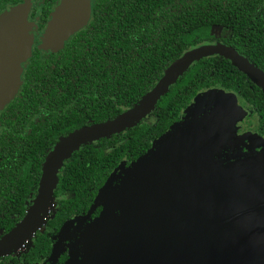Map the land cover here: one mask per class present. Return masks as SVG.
<instances>
[{
    "label": "trees",
    "instance_id": "trees-1",
    "mask_svg": "<svg viewBox=\"0 0 264 264\" xmlns=\"http://www.w3.org/2000/svg\"><path fill=\"white\" fill-rule=\"evenodd\" d=\"M24 1L0 0V12ZM57 2L43 0L40 28ZM262 2L91 0L86 26L59 51L33 55L26 67L28 89L9 104L4 127L8 139H0V236L26 213L45 157L61 137L133 106L189 48L220 42L249 54L248 59L259 67L264 62L258 45L264 41V17L256 7ZM216 26L221 31L215 32ZM230 26L228 37L225 29ZM248 39L251 44L245 45ZM214 86L237 91L264 114V90L228 58L211 55L195 61L140 121L81 144L62 161L52 193L58 208L46 222L47 230L56 231L55 242L68 221L89 210L119 163L130 164L144 154L155 138L182 118L196 94ZM41 228L31 236L37 235L28 251L34 256L41 251L47 254L50 248ZM0 264H6L4 255Z\"/></svg>",
    "mask_w": 264,
    "mask_h": 264
},
{
    "label": "water",
    "instance_id": "water-1",
    "mask_svg": "<svg viewBox=\"0 0 264 264\" xmlns=\"http://www.w3.org/2000/svg\"><path fill=\"white\" fill-rule=\"evenodd\" d=\"M29 3L25 0L0 13V109L17 92L21 64L31 53L33 35L28 30L33 23L28 21ZM90 16L91 0H59L49 13L39 48H62ZM211 55L228 58L264 90V72L235 49L220 42L189 48L164 69L133 106L60 138L45 157L32 204L20 221L0 237V256L17 251L21 242L31 239L41 228L52 204L57 172L73 150L140 121L192 63ZM201 92L194 96L179 121L128 164L123 179L116 177L118 164L99 188L86 216L101 205L99 215L80 231L74 246H82V234L89 235L92 241L108 234L113 239H106V246L113 244L121 254L130 256L128 264H264V147L256 149L258 145L243 143L248 151H241L242 142H238L245 135L236 136L235 122H229L227 116L241 120L243 114L236 100H221L222 89L205 93L219 96L220 100L208 102V116H199L201 110L195 99ZM214 104L218 105L213 107ZM191 107L195 113L186 121L185 113ZM219 111L225 112L223 118L215 117ZM215 118L217 134L213 135L211 124ZM180 131V138H175ZM162 139H168L166 145L158 144ZM224 148L231 154L223 157ZM109 189L113 191L112 206L106 214ZM77 218L63 226L57 241L65 229L70 232Z\"/></svg>",
    "mask_w": 264,
    "mask_h": 264
},
{
    "label": "flooded vegetation",
    "instance_id": "flooded-vegetation-1",
    "mask_svg": "<svg viewBox=\"0 0 264 264\" xmlns=\"http://www.w3.org/2000/svg\"><path fill=\"white\" fill-rule=\"evenodd\" d=\"M29 1H30V3H29L30 4V9H29V12H28V21L33 23L32 27L28 30V32L33 35L32 45H31V53L28 56L27 60L21 64V67H22V71H21V75H20L21 81H20L19 87L17 89V92L15 93L14 97L5 106H3L2 109H0V139H8V136H7V133L4 130V127L6 126L5 118L9 114V113L6 114L9 111V104L12 101L16 102L18 99L22 98L23 97L22 94H19L20 91L27 90L28 89V84H30L27 81V77H26V74H27L26 67L29 65L30 61L34 58L33 55L37 54L38 56L41 57V56H43V54L44 55H48L49 54L48 52H45V51L57 52V51H59L60 49L63 48L62 47V48H60V49H58L56 51H53L51 49L45 50V49H40L39 48L40 37H41L42 31H43V29H44V27L46 25V22H47V20L49 18V15H48V18L46 19L45 24L43 25V27L40 28L39 27V19H40L39 16H40V10H41V5H42L43 0H38V2H36L37 0H29ZM58 2H59V0H58ZM55 5L51 8L49 13L53 10ZM256 11L258 12V14L261 15V17H264V0L259 6L256 7ZM232 29H233V26L226 27L225 32L227 33L228 37L231 36ZM78 31H76L75 33H77ZM247 32H249V31L247 30L246 33ZM74 34H72L70 37H72ZM66 41L64 42V44L66 43ZM246 42L247 43H245V45L246 44H251L250 39L246 40ZM259 44H260L259 52L262 54V58H264V41L259 42L258 45ZM236 51L241 56L246 58L250 63L255 65V63H254L255 60H253L251 58L252 61H250L248 59V57H250L249 54L246 55L244 52H240L238 50H236ZM35 57H37V56H35ZM229 61L231 62V60H229ZM257 68H259L261 71H263L264 70V62H261V65H259V67H257ZM34 87H35V85H34ZM214 87H219V86H214ZM210 88H212V87H210ZM224 89L228 90V91H233L237 95L238 104L246 112L245 116L240 121H238V123H237V127H236L237 134L238 135H243L246 132H252V133H257L260 136H264V114H261L260 112H258L257 111L258 108H256L251 101H249L246 98L240 96L237 91H235L233 89H229V88L228 89L224 88ZM24 117H27V115H24ZM33 118H35V120H38V115H34ZM26 127L28 128L26 132L28 134H30V132H31L30 126L26 125ZM243 139L244 140L239 141L238 143L242 142L240 144V149H241L242 152H245V151H248V150H247V147L245 145H243V143L247 144L249 142H248L246 137H244ZM256 149H259V148L256 147ZM223 150H224L222 152L224 154L223 157H225L227 154L228 155L231 154V152L228 149L224 148ZM125 164L128 165V163H126V162H125ZM41 174H42V168H41ZM40 178H41V176H40ZM40 178L38 180V183H37V186H36V190L34 192V196L31 199V202L27 203L28 207L32 204L34 198L37 195ZM57 208H58L57 198L53 197L52 198L51 207H50V209L47 212L48 213L47 216L45 217V222H44L45 225H44L43 228L39 229L40 230L39 232L45 233V235L50 240L49 241L50 248H49L48 253L47 254H43L42 251H41V252H39V254H37V256H34L30 252L28 253L30 248L32 246H34V244H35V239H36V236H37L36 235V236L31 238V245H29L27 248L21 250L20 252H18V254H15V252H12L10 254H4V262L6 264H62L68 258V256H69V246H67L68 245L67 244L66 246H64V250L60 253L59 257L56 258L55 261H52L50 259L51 251H52L53 245L55 243V238L54 237L56 235V231H54L53 228L47 230L46 222H47L48 218L50 219V217H52V215L56 212ZM101 209H102L101 205H98L96 208L91 210V212H90V214L88 216H86L87 213H88L87 210L81 212L82 215L77 218L78 220H75L72 223V227L69 230L70 232H68V234H67V236H68L67 242H68V240H69V243L75 242V239H77L79 237L77 235H79L80 231L85 228L86 223L88 221H90L91 219H94L96 216H98L100 211H101ZM84 216H86V217L84 218Z\"/></svg>",
    "mask_w": 264,
    "mask_h": 264
},
{
    "label": "rangeland",
    "instance_id": "rangeland-1",
    "mask_svg": "<svg viewBox=\"0 0 264 264\" xmlns=\"http://www.w3.org/2000/svg\"><path fill=\"white\" fill-rule=\"evenodd\" d=\"M36 2H38V0ZM219 30H220L219 27H217V26L214 27L215 32H218ZM212 89H222L223 90V92H221L222 96H223L221 100L230 99V101L233 103L236 100V104L240 108V110L243 114V117L245 116L246 112L238 104L237 95L233 91L225 90L222 87H212V88L206 89V90L202 91L201 94L195 99L196 105L199 106V108L201 110L199 116H201V115H204L206 117L208 116V112H207L208 110L206 108L208 102H218L220 100L219 96H211V95L205 94V93H208L207 91L212 90ZM202 101H206V102L203 103ZM217 105L218 104H214L213 107H215ZM223 107H224V105H223ZM223 110H224V108H223ZM194 111H195V109H192V107H191L188 110V112L185 113L186 114L185 115L186 121H188L189 115H191L192 113H195ZM220 111H219V114L218 113L216 114V116H215L216 118H218V117L223 118V114L225 112H220ZM216 118L211 124V128L213 130L212 131L213 135L217 134L216 131L214 130V124H215ZM227 119L229 120V122H235V128L237 127L238 121H240V120H235L234 117L229 116V115L227 116ZM224 129H225L224 132H227L226 126L224 127ZM181 134L182 133L180 131L179 137H175V138H180ZM243 135H245V137L247 139H249L248 140L249 143H247V144H251L252 146L258 145L257 148H259V149L264 147V136H260L257 133H252V132H246ZM236 136H240V135H238L236 132ZM233 138H237V137H233ZM167 141H168V139H162L160 142H158V144L162 145L164 143L166 145ZM119 165H120V169L118 170L116 177L119 179H123L124 170L127 171L128 166H130V165H126L123 162L119 163ZM137 165H140V163ZM132 167H136V166H132ZM144 171H145V169H144ZM113 183H115V182H113ZM112 196H113V191H112V189H109V197L105 201V210L104 211H107L106 214H108L111 211V206H112L111 197ZM94 220H95V218L91 219L87 223L93 222ZM104 220L107 221L106 219H104ZM67 234H68V232L65 229L63 231V233L61 234L59 240L54 244L52 251H51V256H50V259L52 261H55L56 258L59 257L60 253L64 250V246H66L67 244H68L67 246H69V256L62 264H128L131 260L130 256H125V255L121 254L119 251H117V249L113 247V244H108L106 246V244H107L106 239H113V238H109L108 234H107V236L104 235L103 238H99V239H96L93 241L90 240L89 235H87V234L83 235L82 234L80 237L81 242H82V246H80V247L74 246L75 242H73V246H71L72 243H69V240L67 242V237H68ZM21 243L23 246L22 245L19 246L17 251H15V254H18V252L27 248L29 245H31V239H27V240H25V242H21ZM77 244H79V243H76V245ZM192 264H195V262Z\"/></svg>",
    "mask_w": 264,
    "mask_h": 264
}]
</instances>
